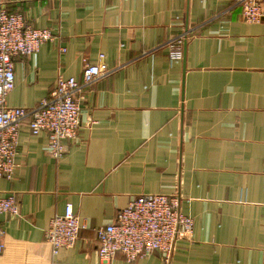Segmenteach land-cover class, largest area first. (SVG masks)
<instances>
[{"label":"crops","instance_id":"0c3cea01","mask_svg":"<svg viewBox=\"0 0 264 264\" xmlns=\"http://www.w3.org/2000/svg\"><path fill=\"white\" fill-rule=\"evenodd\" d=\"M241 1L0 0L55 35L16 61L8 107L38 108L61 76L83 83L85 59L107 65L77 95L64 158L24 122L15 174L0 179V199L13 195L21 213L0 215V264H128L99 259L96 231L150 194L180 195L195 226L170 263L134 264H264V20L244 21ZM68 205L83 229L53 256L45 232Z\"/></svg>","mask_w":264,"mask_h":264},{"label":"built area","instance_id":"2783aa9c","mask_svg":"<svg viewBox=\"0 0 264 264\" xmlns=\"http://www.w3.org/2000/svg\"><path fill=\"white\" fill-rule=\"evenodd\" d=\"M241 3L244 21L264 20V0H242ZM54 40L53 32L32 27L23 14L11 12L7 7L0 10V179L12 180L15 174L18 141L27 120L33 135H48L49 152L56 159L64 158L68 143L77 138L81 125L77 95L82 87L95 83L107 72L105 55H100L101 62L97 65H90L85 59L83 83L61 76L49 99L38 108L8 107V97L16 86V61L35 55L44 43ZM186 41L183 35L175 39L169 54L171 62L183 59ZM181 200L180 195L164 194L133 198L128 207L118 212L113 223L97 229L99 259L111 263L117 255H122L128 264H134L158 253L170 263L178 242L190 237L195 226L192 217L182 212ZM1 214L21 217L19 203L13 195L0 199ZM82 229L72 205L66 207L63 215L54 216L45 232L52 255L74 248ZM3 234L0 230V236ZM2 250L0 244V253Z\"/></svg>","mask_w":264,"mask_h":264},{"label":"water","instance_id":"95a60500","mask_svg":"<svg viewBox=\"0 0 264 264\" xmlns=\"http://www.w3.org/2000/svg\"><path fill=\"white\" fill-rule=\"evenodd\" d=\"M184 53H185V49H184Z\"/></svg>","mask_w":264,"mask_h":264}]
</instances>
